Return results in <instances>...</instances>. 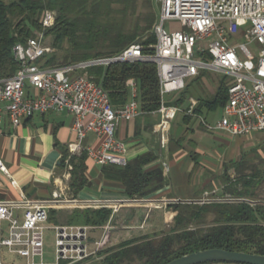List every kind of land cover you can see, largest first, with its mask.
Instances as JSON below:
<instances>
[{"label":"built area","instance_id":"1","mask_svg":"<svg viewBox=\"0 0 264 264\" xmlns=\"http://www.w3.org/2000/svg\"><path fill=\"white\" fill-rule=\"evenodd\" d=\"M160 3L157 20L150 33L157 41L151 45L153 53H144L143 39L126 47L122 52L105 57L70 63L65 66L43 68L39 60L53 52L52 44L44 32L35 30L26 43L14 48L15 59L20 64L10 77L0 76V123L4 115L10 116L14 126L37 113L48 111L69 112L74 116L73 130L78 141L68 145L70 154L83 150V140L89 132L100 138L97 147L87 148L89 157L100 166H125L130 161L127 141L117 136L123 119L131 120L143 113L137 99V82L130 80V100L120 108L114 107L109 93L87 72L92 66H108L118 61H153L157 64L164 96L185 88L187 80L198 76L202 69L224 73L229 78L228 101L222 116L214 123L200 117L211 131H224L233 136L251 137L264 134V0H156ZM58 11L47 9L42 16V26L55 25ZM167 20L181 21L183 28L169 31ZM246 42H233L237 38ZM196 52L198 56H196ZM209 55L211 60L201 58ZM29 87L37 93H32ZM198 101L190 98L188 114H196ZM182 108L162 102L154 111L160 114L155 131L164 146L169 140L171 124ZM163 168L169 171V163L163 160ZM73 164H66L63 176L72 177ZM0 170H9L0 157ZM209 198L198 203L210 202ZM180 202L177 198H125L116 200H80L62 197L34 200L0 199V250L7 248L27 259V264H48L45 261V231H55V262L75 264L88 257L97 256L110 241L114 230L113 218L124 206L167 207ZM110 208L112 214L99 240L90 243V227L85 225H49L53 209ZM23 209V216L16 214ZM149 215L143 221L144 228ZM123 228L124 225L119 226ZM0 264H6L0 258Z\"/></svg>","mask_w":264,"mask_h":264},{"label":"trees","instance_id":"2","mask_svg":"<svg viewBox=\"0 0 264 264\" xmlns=\"http://www.w3.org/2000/svg\"><path fill=\"white\" fill-rule=\"evenodd\" d=\"M142 3L145 12L138 14L137 0H0V76L10 77L16 73L20 64L13 48L19 42L26 43L35 30L53 38V52L38 61L43 68L116 55L147 33L148 37L142 40L144 53H153L151 45L157 39L150 31L158 12L154 0ZM47 9L58 11L56 23L50 28H44L41 22ZM201 58L211 60L207 54ZM87 72L109 93L116 108L130 100L132 79L137 82V99L144 113L158 110L164 101L158 67L153 61H118L108 66H92ZM203 75L201 72L194 77L165 103L181 106L194 96L199 100L195 111L200 115L222 108L228 101L229 83L221 79L216 92L204 96L201 88L205 83L200 82ZM193 119L187 114L183 116L188 124ZM181 131L174 130L172 141L180 144L184 140ZM262 147L264 150V145ZM157 157L149 152L133 158L125 166L104 165L102 178L107 183L120 185L129 198H151L167 185L160 167L147 169ZM88 158V152L71 158L74 167L71 185L76 193L89 184ZM251 162L245 155L233 161L230 167L236 171L235 176L229 167L225 169L221 175L225 184L221 198L204 203L170 204L175 226L169 232L134 236L75 264H166L182 255L209 248L264 255V199L258 194L264 173L255 165L251 166ZM111 214L110 208L78 209L69 222L101 226L110 220ZM49 220L57 221L56 210L50 211ZM202 264L242 263L213 261Z\"/></svg>","mask_w":264,"mask_h":264},{"label":"crops","instance_id":"3","mask_svg":"<svg viewBox=\"0 0 264 264\" xmlns=\"http://www.w3.org/2000/svg\"><path fill=\"white\" fill-rule=\"evenodd\" d=\"M193 79L187 80V83ZM213 83L215 81L205 82L206 85ZM29 90L32 93H37L32 87H29ZM215 92L216 90L213 91V94ZM175 94L176 92L166 94L164 101L174 98ZM192 97L198 101V106L199 100L197 97ZM190 98L184 105H170L178 106L182 110L176 113L171 124L169 140L164 146L159 134L155 131V126L160 120V114L143 112L131 120L123 119L120 121L117 136L127 141L130 160L139 155L153 152L158 157L147 166V169L160 167L167 178L166 187L155 193L151 198H177L180 202H182L181 200H185L186 202L183 203H188V200H194L191 197H194L198 193L196 182L191 179V175L198 163L199 156L203 152L197 148L195 153H189L188 144L186 143L188 138L186 139L185 136L184 140L178 144L176 141H172V131L175 130L178 133L182 129V133L188 132V128L192 127V130H194L196 124L203 129H207L200 117L202 116L210 122L208 116L216 113L218 110L222 111L223 107L216 111H206L201 115L195 111L196 114L191 115L186 112L190 104ZM184 114L190 115L194 119L188 124L183 121ZM73 123L74 116L69 112L48 111L46 113H37L31 118L25 119L19 126L12 124L9 114L6 113L4 115L0 123V157L6 164L9 174L0 170V199L20 200L25 196L34 200H46L53 198L55 193L58 192L62 194V197H74L90 201L128 198V195L124 193L120 185L107 183L102 178V166L96 164L90 157L87 160L89 184L78 193L74 192L71 185L72 177L68 179L63 176L66 164L68 160L71 163L73 156H80L82 153L87 152V148L97 147L100 144V138L94 132H89L82 142L83 150L78 154H70L69 143L78 141V136L73 130ZM259 135L264 138V134L261 132L254 133L251 137ZM190 154L194 156L192 157ZM163 160L169 163L170 169L167 173L162 165ZM78 209L100 208H73L68 206L61 209H53L57 211V221L51 222L49 220V225H74L70 224L69 219L73 212ZM152 209L150 210L149 206H124L113 218L115 228L112 235L115 233L116 237L113 242L111 235L108 246L126 240H119L125 233L130 234L132 232L126 229H146L149 218L152 215ZM15 212L18 216H23V209H17ZM147 215H149V218L144 228H142L141 226ZM105 225L85 226H89L90 230H100L101 235H103ZM121 225H124V227L120 228L119 226ZM152 227L153 224L151 225ZM154 232L156 231L153 229L148 233ZM139 235H142V233L135 236ZM89 238L91 242L97 240L92 239L90 234ZM0 258L6 264H27L26 258L10 252L7 248L0 250ZM46 262L53 264L55 261Z\"/></svg>","mask_w":264,"mask_h":264},{"label":"rangeland","instance_id":"4","mask_svg":"<svg viewBox=\"0 0 264 264\" xmlns=\"http://www.w3.org/2000/svg\"><path fill=\"white\" fill-rule=\"evenodd\" d=\"M6 1L11 2L13 0ZM142 2L143 0H137L138 14L145 12V8L142 6ZM154 4L156 6V11L158 12L160 3L154 0ZM165 27L169 31L185 29L183 28V25L179 20H167L165 22ZM36 35L37 33L33 31L32 36ZM44 37L46 38L48 43L52 44V36H47L44 33ZM233 42L243 43L246 42V38L239 37ZM196 56H198L197 52ZM201 72L204 75L201 78L200 82L205 83L206 81H215V83L213 84H203L201 88V94H203L204 96L213 94V91L217 89L218 82L221 79L226 80V82L229 81L228 76L219 71L202 69ZM189 80L190 79H188V81ZM196 85L197 83H195V86ZM167 97H169V95H167ZM222 115V111L218 110L216 113L208 116V120L211 123H214ZM191 130H188V132H183V134L186 136V139L188 138L186 140V143L188 144V152L195 153L196 149L199 148V150L204 154H201L199 156L198 163L192 171L191 179L196 182V188L198 192V195L196 194L197 196L195 195L194 197H191L192 199L200 200L203 198H221L225 186L221 175L223 174L225 169L229 167L231 169L230 173L232 174V176H235L236 171L233 170V168L230 166H232L233 161L240 160L244 155L246 159H251L252 162L250 163V165H255L261 172L264 173V150L262 147V145H264V138L261 135L256 137L236 138L224 131H210L209 129H203L197 124L195 125L194 130ZM190 155H192V157L194 156L193 154ZM211 186L214 187L211 189ZM258 194L261 198L264 199V181L258 189ZM169 206L170 204L166 208L152 209V215L149 218L146 229H126L132 232L130 234L125 233L123 237L119 238V240L122 241L140 233L146 234L148 232H151L153 229L159 232H169L175 226V215L171 213V211L169 210ZM152 224L153 227L151 228ZM95 230L92 229L89 231L90 237L92 239L99 240L102 237L101 231ZM115 235V233L112 235V241L116 237ZM90 243L93 245V242L90 241ZM55 249V231L52 229H47L45 231L44 256L46 261H55Z\"/></svg>","mask_w":264,"mask_h":264},{"label":"water","instance_id":"5","mask_svg":"<svg viewBox=\"0 0 264 264\" xmlns=\"http://www.w3.org/2000/svg\"><path fill=\"white\" fill-rule=\"evenodd\" d=\"M181 201L186 202L185 200ZM188 202H198V200H188ZM213 261H230L242 264H264V255L229 251L222 248H209L182 255L166 264H202Z\"/></svg>","mask_w":264,"mask_h":264}]
</instances>
